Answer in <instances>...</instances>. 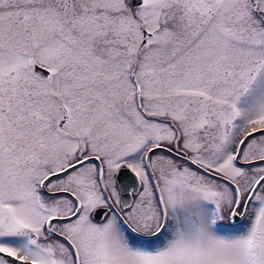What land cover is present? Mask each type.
Instances as JSON below:
<instances>
[{
    "label": "snow or ice",
    "instance_id": "obj_1",
    "mask_svg": "<svg viewBox=\"0 0 264 264\" xmlns=\"http://www.w3.org/2000/svg\"><path fill=\"white\" fill-rule=\"evenodd\" d=\"M0 264H264V0H0Z\"/></svg>",
    "mask_w": 264,
    "mask_h": 264
},
{
    "label": "rangeland",
    "instance_id": "obj_2",
    "mask_svg": "<svg viewBox=\"0 0 264 264\" xmlns=\"http://www.w3.org/2000/svg\"><path fill=\"white\" fill-rule=\"evenodd\" d=\"M223 230H224V231H229V230H231V229H228L227 227H225Z\"/></svg>",
    "mask_w": 264,
    "mask_h": 264
}]
</instances>
